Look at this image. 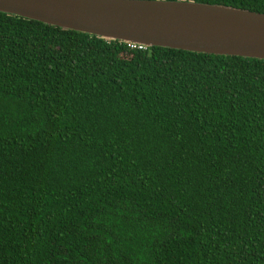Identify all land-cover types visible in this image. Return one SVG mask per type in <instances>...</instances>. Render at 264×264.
Listing matches in <instances>:
<instances>
[{"label": "trees", "instance_id": "trees-1", "mask_svg": "<svg viewBox=\"0 0 264 264\" xmlns=\"http://www.w3.org/2000/svg\"><path fill=\"white\" fill-rule=\"evenodd\" d=\"M0 264H264V60L0 11Z\"/></svg>", "mask_w": 264, "mask_h": 264}, {"label": "water", "instance_id": "water-1", "mask_svg": "<svg viewBox=\"0 0 264 264\" xmlns=\"http://www.w3.org/2000/svg\"><path fill=\"white\" fill-rule=\"evenodd\" d=\"M0 11L109 40L264 60V14L165 0H0Z\"/></svg>", "mask_w": 264, "mask_h": 264}, {"label": "built area", "instance_id": "built-area-1", "mask_svg": "<svg viewBox=\"0 0 264 264\" xmlns=\"http://www.w3.org/2000/svg\"><path fill=\"white\" fill-rule=\"evenodd\" d=\"M129 47L138 48V49H145L146 47L144 45L135 44V43H128Z\"/></svg>", "mask_w": 264, "mask_h": 264}]
</instances>
